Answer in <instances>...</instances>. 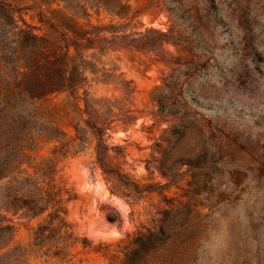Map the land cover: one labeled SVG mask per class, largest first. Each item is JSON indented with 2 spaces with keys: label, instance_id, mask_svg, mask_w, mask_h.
I'll return each mask as SVG.
<instances>
[{
  "label": "rangeland",
  "instance_id": "1",
  "mask_svg": "<svg viewBox=\"0 0 264 264\" xmlns=\"http://www.w3.org/2000/svg\"><path fill=\"white\" fill-rule=\"evenodd\" d=\"M0 264H264V0H0Z\"/></svg>",
  "mask_w": 264,
  "mask_h": 264
}]
</instances>
